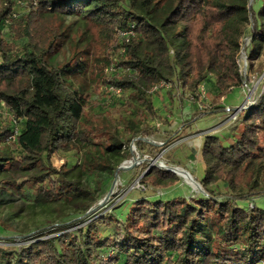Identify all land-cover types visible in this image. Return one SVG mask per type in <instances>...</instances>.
<instances>
[{
  "label": "trees",
  "instance_id": "1",
  "mask_svg": "<svg viewBox=\"0 0 264 264\" xmlns=\"http://www.w3.org/2000/svg\"><path fill=\"white\" fill-rule=\"evenodd\" d=\"M23 1L26 7L11 25L15 39L9 41L1 35L2 23L17 0H0V100L21 124L17 139L8 141L12 126L0 116V145H12L0 149V189L30 190L41 204L67 200L91 209L98 197L82 183L84 164L106 169L113 160L134 156L124 132L111 127L114 133L104 138L107 126L99 121H106V112L89 113L99 86L122 88L128 93L125 106L137 107L146 122L161 119L149 92L159 82L177 80L196 101L200 86L213 82V103L202 114L214 113L225 109V95L244 82L237 54L245 23H251L248 57L264 48V0L257 10L249 0ZM39 13L89 19L106 43L118 29L135 34L112 47V56L100 58L103 68H98L81 41L57 31L48 43L37 37ZM112 63L124 65L125 73L107 75L104 67ZM90 66L93 91L79 81ZM125 127L136 135L137 124L126 121ZM231 130L239 135L228 146L215 134L204 136L201 184L207 198H140L125 221L113 219L115 235L103 236L92 220L76 230L61 228L55 237L40 231L16 252L0 247V258L8 264H264V207L240 204L264 191V92ZM135 144L141 149L140 139ZM93 146L100 161L89 157ZM73 150L85 154L84 163L54 167L53 154ZM178 179L152 166L140 181L160 187ZM218 181L228 187V199H217L221 193L211 189Z\"/></svg>",
  "mask_w": 264,
  "mask_h": 264
},
{
  "label": "rangeland",
  "instance_id": "2",
  "mask_svg": "<svg viewBox=\"0 0 264 264\" xmlns=\"http://www.w3.org/2000/svg\"><path fill=\"white\" fill-rule=\"evenodd\" d=\"M249 3L257 10L263 0H249ZM54 31L69 41H81V46L87 47L89 56L98 68H103L99 59L112 56L114 52L112 47L115 48L117 43L122 41L119 29L115 37L106 43L99 27L89 19L58 13H39L35 29L37 37L48 43ZM10 34L1 33L7 40L14 41V33ZM250 36L251 23L247 22L242 26L239 38L240 51L237 54V63L244 82L241 87L225 95L221 104L225 109L227 108L226 110L202 114L213 103L216 94L213 82L200 86L201 95L196 101L187 88L174 80L169 89H162L154 94V105L161 119L149 118L144 122L141 120L142 113L137 107L129 109L125 106L128 93L124 92L120 97L115 98L106 88L107 85L99 86L98 92L94 94L97 103L92 106L89 113L92 116L106 112V121H99L102 126H107L108 134L104 138L114 133L111 127L124 132L125 138L129 140V151L134 156L121 162L113 160L106 169L95 162L84 164L82 183L95 190L98 197L89 210H85L79 203L67 200L41 204L37 201L36 194L26 189L14 191L0 189V247L16 252L40 231L47 233L46 237H55L61 233V228L70 227L69 230H76L92 220L99 224L103 236L115 235L118 223L113 219L125 221L133 202L140 198L163 201L177 197L207 198L208 192L201 184L205 175V165L201 157V143L204 136L215 134L226 146L233 143L239 133L233 134L232 127L239 122L241 114L247 113L264 92V48L256 56L248 57L247 52L252 47ZM59 59L62 62L63 57L60 56ZM108 66L104 67L107 75L117 72L123 74L126 71L125 66L122 65L117 72L110 73L107 71ZM93 68L95 69V66ZM91 71L92 66L90 73L79 81L85 82L87 88L93 91L95 79ZM126 121L138 125L136 135L125 127ZM138 139L142 141L141 149L135 144ZM9 146L12 145L7 142L0 145V149ZM96 148L97 146H93V153L89 154V157H93L97 162L101 157L95 153ZM84 156L82 151L73 150L53 154L51 160L56 168L66 163L75 169L77 165L84 163ZM101 162L107 164L104 160ZM125 162L131 163L124 167ZM161 165L164 167L174 165L189 171L200 184L201 190H195L179 174V179L168 186L154 187L141 183L142 176L152 166L164 168ZM210 187L214 192L221 193L217 199L229 198L226 195L229 189L222 181ZM237 203L239 202L236 201ZM240 204L264 207V191L241 201ZM0 264H8V262L0 258Z\"/></svg>",
  "mask_w": 264,
  "mask_h": 264
},
{
  "label": "built area",
  "instance_id": "3",
  "mask_svg": "<svg viewBox=\"0 0 264 264\" xmlns=\"http://www.w3.org/2000/svg\"><path fill=\"white\" fill-rule=\"evenodd\" d=\"M36 4V2H35ZM26 7V3L23 0H17V6L10 17L6 18L4 22L2 23V32L3 34H9L11 30V25L13 22V19L16 18L20 11L24 10ZM135 33L133 29L129 30H120L119 35L122 39H125L124 41H129L130 37L133 36ZM117 67L115 64H110L107 67V71L110 73L116 72ZM172 86V82L167 81H161L158 84L154 85L150 89V93L156 94L162 89H169ZM108 91L111 93V95L115 97H120L123 94V90L120 87H116L114 85H107L106 87ZM0 116L8 119V121L11 123L12 126V133L8 138V141H15L20 134L21 131V124H20V118L15 116L14 114L10 113L8 110V107L4 101L0 100ZM105 260H108V257L105 258Z\"/></svg>",
  "mask_w": 264,
  "mask_h": 264
},
{
  "label": "bare ground",
  "instance_id": "4",
  "mask_svg": "<svg viewBox=\"0 0 264 264\" xmlns=\"http://www.w3.org/2000/svg\"><path fill=\"white\" fill-rule=\"evenodd\" d=\"M131 162H125V166L129 165ZM169 167L173 168L177 174L180 175L188 184H190L195 190H201L200 184L195 180V178L188 173L187 170L184 168L176 167L174 165H168Z\"/></svg>",
  "mask_w": 264,
  "mask_h": 264
},
{
  "label": "water",
  "instance_id": "5",
  "mask_svg": "<svg viewBox=\"0 0 264 264\" xmlns=\"http://www.w3.org/2000/svg\"><path fill=\"white\" fill-rule=\"evenodd\" d=\"M162 166V165H161ZM124 167H125V165H124ZM162 167H164V166H162ZM165 169H167V170H170V171H172V172H174V173H176L177 174V172L173 169V168H171V167H169V166H166V167H164ZM188 173H190L189 171H187ZM178 175V174H177Z\"/></svg>",
  "mask_w": 264,
  "mask_h": 264
},
{
  "label": "crops",
  "instance_id": "6",
  "mask_svg": "<svg viewBox=\"0 0 264 264\" xmlns=\"http://www.w3.org/2000/svg\"><path fill=\"white\" fill-rule=\"evenodd\" d=\"M201 145H202V143H201Z\"/></svg>",
  "mask_w": 264,
  "mask_h": 264
}]
</instances>
